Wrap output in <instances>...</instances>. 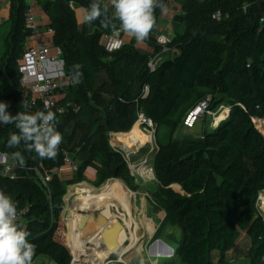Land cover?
<instances>
[{
    "label": "trees",
    "instance_id": "obj_1",
    "mask_svg": "<svg viewBox=\"0 0 264 264\" xmlns=\"http://www.w3.org/2000/svg\"><path fill=\"white\" fill-rule=\"evenodd\" d=\"M70 2L36 0L71 80L59 101L64 110L57 113L63 136L58 155L41 159L23 144L8 147L9 134L18 130L0 124V151L10 156L20 151L24 166H38L50 176L47 186L29 170L18 169L14 179L0 176V189L19 202L20 222L36 246L33 264L40 257V264L71 263L61 216L64 197L68 185L84 180L88 167L98 183L120 178L131 187L128 164L111 147V133L128 132L139 114L151 120L156 134L161 127L174 132L177 115L206 97L209 110L225 103L227 116L199 136L158 144L151 163L158 187L153 199L166 222L181 232L174 250L179 264H240L235 252L242 237L247 246L240 250L246 261L241 264H264V217L257 207L264 191V134L254 122L264 120V0H182L175 16L180 29L170 43L174 53L154 70L147 66L149 53L140 52L127 34L120 50L107 52L103 35L119 29V23L114 21L115 28L100 21L79 25ZM75 2L87 9L91 0ZM160 3L156 23L170 0ZM27 7L25 0H10L9 28L0 40V100L9 103L13 115L43 110L19 83L18 60L29 39ZM144 42L159 49L151 33ZM76 65L81 66L78 83L72 79ZM64 154L78 165L70 177L56 172Z\"/></svg>",
    "mask_w": 264,
    "mask_h": 264
},
{
    "label": "clouds",
    "instance_id": "obj_2",
    "mask_svg": "<svg viewBox=\"0 0 264 264\" xmlns=\"http://www.w3.org/2000/svg\"><path fill=\"white\" fill-rule=\"evenodd\" d=\"M161 6L160 0H91L84 21L88 24L100 21L105 28H115L114 21H117L129 37L144 42L156 25L155 9ZM110 8L111 16L108 14ZM74 67L72 79L78 83L81 66ZM9 106L8 102L0 100V124H14L18 130L9 134L8 147L23 144L26 151L34 152L41 159H55L63 143L62 133L56 128L57 113L45 104V110L20 111L13 115L8 111ZM23 106L29 107L27 102ZM12 159L20 167L26 163L20 151H14ZM18 205V201L0 189V264H33L36 246L29 241L31 233L20 222L22 212Z\"/></svg>",
    "mask_w": 264,
    "mask_h": 264
},
{
    "label": "rangeland",
    "instance_id": "obj_3",
    "mask_svg": "<svg viewBox=\"0 0 264 264\" xmlns=\"http://www.w3.org/2000/svg\"><path fill=\"white\" fill-rule=\"evenodd\" d=\"M74 1L75 0H71L70 5L71 3H74ZM171 1L172 2L170 3V7L173 9V11L176 12V9L178 8V6H181V2L176 1V0H171ZM180 11L181 9L176 13L179 14ZM83 24H86V22L84 21L81 25ZM8 28H9L8 21H3L0 23V40H1L2 34L6 32ZM0 44H1V41H0ZM168 55L171 56V54H167L163 56V59L170 57ZM228 108L229 107L226 106L225 103L218 104L213 110H209L208 113H205L203 116L198 118L195 121L193 127L191 128H187L183 126L182 119L185 115V112H181L177 115V119L179 120V123H178L177 129L174 132L170 131L166 127H161L158 130L157 134L152 132L150 136L151 138L149 137V139H146L143 143H139V144H144L146 142L145 145L142 147V150L141 151L139 150L137 154L136 153L132 154L131 152L127 151L128 158H130V162L132 164H136V168H133L131 170L145 172L146 177H142V178L139 177L138 181H134L133 178L131 179V187H130L131 190L130 191L133 192V194L131 195V198H130V209H131L132 215L134 216L133 219L135 221L134 223H136V227L131 226V225H129L128 228L126 227L125 234H124L125 235L124 239L126 240V243H123L122 245L123 247V249L121 250L122 256L116 259L110 257L109 259L113 260L112 263L110 261L108 263V261L106 260L107 259L106 257L104 261L107 264H179L178 261L176 260V256L174 255V250L176 248V245H175L176 242L181 241L182 235L177 227H172L166 222L165 212L163 211L162 208L156 205V202L153 199V193L154 191L158 190V187H157V181H156L153 169H152V175L150 174V171H149V169L152 168V165H151L152 158L158 148V144L165 143L169 138L178 139L187 134H191L193 136H199L202 132V129H208V130L214 129L215 128L214 125L216 126L217 123H219L222 119H224L227 116ZM136 122L138 124H136ZM136 122L134 123L135 124L134 127H132V129L129 132L131 131L137 132L138 125H139L140 128L142 129V132L146 133L149 136L150 132L145 130L143 126L140 125V123L138 122V119ZM254 122H255V125L264 134V120H259V119L254 118ZM129 172H130V169H129ZM110 179L111 178H108V180ZM73 184H75L74 187L72 188L67 187L65 200L68 195L70 197L73 196V194L71 193L80 191V189L83 190L82 189L83 184L82 185L77 184V183H73ZM106 185H107V180L104 181L103 184H101V186L97 187L98 188L97 190H92L91 192L100 193L104 190L109 189L108 188L109 184L107 186ZM127 187L129 188V186ZM173 188L174 190L179 191V188L177 186H173ZM89 189L91 190V188ZM100 189L101 190L103 189V190L101 191ZM80 193H82V191ZM65 202H66L65 208H69L71 204V200L70 202L69 201H65ZM261 207L263 206L261 205ZM118 209L125 213V210L123 209V207L118 206ZM259 211L264 217V212H262L261 210ZM64 224H65V221H64ZM131 231L132 232L134 231L135 238L137 239L134 244H130L131 240H128L127 238L130 236V233H132ZM81 235L82 234L80 233L79 234L75 233L73 236L71 234L69 235V240L66 238L67 242L68 241L72 242L74 250L76 246L82 245L81 239H78L81 237ZM66 236L68 237V234H66ZM160 243L166 245L165 248L170 249L172 247L171 248V250L173 251L172 256L160 257L158 256L160 253L157 254L156 252H154L155 248L158 249ZM69 245H71V243ZM238 246H239V249H236L235 257L241 256V257H238L237 260H239V262L241 263H245L246 262L245 258L242 256L243 255L241 253L242 251H240V250H245L247 246V241L244 237L240 239V243L238 244ZM90 247L92 248L95 247L97 251L98 249H100L99 246L91 245L90 243L85 244L84 250H86V252L83 251L81 255L80 253H78L80 255L79 260L82 261V264H94V262L96 261L95 258L91 257L92 254L90 252L92 248ZM165 248L161 250V253L162 251H166ZM99 252L101 254L106 253V251L103 249L102 250L100 249ZM95 254L96 253H94V255ZM72 259H73V256L71 255V261ZM40 262L41 260H37L35 264H40Z\"/></svg>",
    "mask_w": 264,
    "mask_h": 264
},
{
    "label": "built area",
    "instance_id": "obj_4",
    "mask_svg": "<svg viewBox=\"0 0 264 264\" xmlns=\"http://www.w3.org/2000/svg\"><path fill=\"white\" fill-rule=\"evenodd\" d=\"M4 2L5 0H0V23L5 19L3 12ZM104 2H107V0H104ZM109 10H111V8ZM179 10L180 9H177L176 12ZM215 16L219 18V13H216ZM24 25L29 31V39L27 40L24 53L18 60L20 86L32 95V102H37L43 110H45V104H47L52 111L61 113L64 109L63 106L59 104V101L63 98L67 87L71 83L70 78L65 75L63 70L64 61L62 58V50L59 47L54 46L51 41L48 42L47 40H42L39 38L36 11L35 6L32 3L28 4V7L24 13ZM124 34L126 33H124L120 28L104 34V49L109 53L120 50L123 45ZM151 37L153 38L155 45L159 48L158 50L152 51L149 54L147 61L148 68L150 70H154L156 66L163 60V56L171 53L172 49L170 47V43L172 41V35L170 32L164 30L158 23H156L154 29L151 32ZM144 92V94H146L147 88L144 89ZM209 103L210 97H206L205 99L199 101L193 108H191L183 118V126L187 128L193 127L195 121L198 118L209 112ZM138 122L145 130L150 132L149 137L151 136L152 132L155 133V126L151 120L146 119L142 114L138 115ZM122 156L124 157L127 164H129L128 152H122ZM77 168L78 165L72 156L64 154L61 164L57 168L56 172L59 176L70 177L77 170ZM133 168L135 167H132V169ZM18 169L33 171L39 182L44 186H47V183L50 180V176L43 174L38 166L20 167L18 166L17 162L12 159V156L6 152L0 151V176L14 179L17 176ZM149 171L152 175V168L149 169ZM263 198L264 191H261L257 198V207L261 210ZM106 260L108 263L109 261L111 263L113 261L109 258ZM74 262L75 254H73V259L70 264H74ZM75 263L82 264V261H76ZM103 264L107 263L104 261Z\"/></svg>",
    "mask_w": 264,
    "mask_h": 264
},
{
    "label": "crops",
    "instance_id": "obj_5",
    "mask_svg": "<svg viewBox=\"0 0 264 264\" xmlns=\"http://www.w3.org/2000/svg\"><path fill=\"white\" fill-rule=\"evenodd\" d=\"M25 1H26L27 4L32 3L35 6L36 21H37V25H38V28H39V33H38L39 38L42 39V40H47L48 42H50L51 41V35H50V33H48L49 29H47V25L49 24L48 16L38 6V4L36 3V0H25ZM176 1L182 2V0H176ZM171 2L172 1L170 0V3ZM170 3L162 10L157 22L164 30L170 32L171 35H172V38H173L175 33L180 29V24L175 19V16L177 15V13L175 11H173V9L170 7ZM177 5H179V4H177ZM3 7H4L3 8V12H4V16H5L4 21H8L10 0H5ZM71 7H72V9H73V11L75 13V17H76L77 23L79 25H81L84 22V16L86 14V9L84 7H82V6H80L75 1H74V3H71ZM177 9H181V6H178ZM135 45L138 48V50L140 52L144 53V54H147V53L150 54L153 51L152 47L149 46L146 42H137V41H135ZM172 53H174V52L171 51V54ZM168 56H170V55H168ZM136 124H138V123L136 122ZM217 124H216V126H217ZM134 125L132 127H134ZM216 126L214 125V127H216ZM138 129L145 136L147 135L146 133L142 132V129L140 128L139 125H138ZM128 132L111 133L110 134V145L115 151H119L121 153L122 152L124 153V152L128 151V152H131L132 154H135V153L137 154V152L139 150L140 151L142 150V147L145 145L146 142L144 144H139V143L136 144L135 145L136 146L135 149H133L130 145L127 146V145L123 144L121 141H119L120 139L117 138V136L121 135V134H127ZM111 140L113 141V143H112ZM128 163L130 164V165L128 164L129 169H130V175L134 179V181H138L139 177L140 178L146 177L145 172H140V171H135V170L132 171L131 170L132 167L136 168V164H132L130 162V158L128 160ZM84 174H85L84 180H82L81 182H77V184H81V185L83 184V187H82L83 190L80 189V191H76V192L71 193V194H73V196L70 197L68 195L66 197V200H65V197H64V201H69L70 202V200H71V204H70L69 208H64V210L62 211V219L65 221L66 234H68V237L66 236V238L69 240V235L70 234L73 236L75 233L76 234L80 233L83 236L81 235V237L78 238V239L88 240L93 234L100 235L97 232H93V230H92L93 233H91V229L94 228V229H97L98 231L99 230H103V229H107V230L108 229H113L115 227V223L119 222L120 224H122V227H123V230H124V233L122 235L123 243H126V240L124 239L125 238L124 234H125L126 227L128 228L129 225L136 227V223H134L135 221L133 219L134 216L132 215L131 209H130V198H131V196L129 197V209H130L129 213H127L124 208L123 209L125 210V213L120 211L118 209V203H117L116 200H113L114 203L111 202L109 206L101 207V208L95 209V210H93L91 212L84 211L79 206V204L81 202V200L79 198H81L83 195L84 196L97 195L98 193H93L91 191L92 190H97L98 189L97 187H99V186H101V184H103V182L102 183H98L99 182V178L96 176V171L93 168L88 167L85 170ZM111 181H118V182L122 183L123 186L126 188V190L130 193V195L133 194V192L130 191L131 190L130 187L128 188L127 187L128 185L122 179H120V178H111L110 180L107 179V185ZM74 185L75 184L68 185V187L72 188V187H74ZM109 185H108V188H110ZM89 188H91V190ZM81 191H82V193H80ZM261 205L263 206V201H262ZM259 210H261V209H259ZM261 211L264 212L263 209ZM69 212H70V214H69ZM93 213H99L102 218H106V220L104 222L105 224L104 225H100V216H98V218H97V217H95L93 215ZM85 218H86V220H84ZM130 218L133 220V222H132L133 225L128 220ZM108 223H110V225H108ZM130 235H131V233H130ZM129 237H127L128 240H129ZM67 239H66V243H67V245H68V247L70 249V252H72L71 255L73 256V254H75V250L73 248L72 242H69V241L67 242ZM86 242L87 241H85V243ZM70 243H71V245H69ZM121 248L123 249L122 246H121ZM100 249L102 250V248H100ZM103 250H105V249H103ZM157 250H159V249H157ZM43 258L44 257H40L37 260H43Z\"/></svg>",
    "mask_w": 264,
    "mask_h": 264
},
{
    "label": "bare ground",
    "instance_id": "obj_6",
    "mask_svg": "<svg viewBox=\"0 0 264 264\" xmlns=\"http://www.w3.org/2000/svg\"><path fill=\"white\" fill-rule=\"evenodd\" d=\"M117 138H119L120 139L119 141H121L123 144H125L127 146H129V145L133 146V145H136L138 143H143L146 139H149V136L148 135L145 136L138 129L137 132L136 131H131V132L127 133V134L118 135ZM110 183H109L110 184L109 185V187H110L109 189L104 190L101 193H98L97 195H94V196L88 195V196H84V197L82 196L81 198H79L81 200V202L79 204L80 208L82 210H84V211L91 212V211H93L92 209L95 210V209H98V208H101V207L109 206V203L113 202V200H116L118 202V206L123 207L127 211V213H129L130 212V209H129V197L131 196L130 193L126 190V188L123 186L122 183H120L118 181H111ZM262 209L264 210V198H263V207H262ZM69 214H70V212H69ZM128 220L131 223L133 222L132 219H128ZM108 225H110V223H108ZM112 233H113V231H112ZM123 233H124V230L122 229L120 231V233L118 234V238H117V240H118L117 242H118V245L120 247L123 245V239H122ZM130 237H131V238H129V240H131L130 244H134L136 242V240H137L135 238L134 231L131 233ZM81 241H82L81 242L82 245H78V246L75 247V250H76L75 252H77V253H75L76 254L75 262L76 261H80L79 257L83 253V251L86 252V250H84L85 244L90 243L91 245H96V246L100 247L99 244L101 243V238H100V236L98 234L97 235L93 234L88 240H81ZM85 241H87V242L85 243ZM83 243H85V244H83ZM90 248H92V247H90ZM171 248L170 249L169 248H165L166 251H162V253H161V251L158 250V251H156V253L157 254L160 253L158 255L160 257H170V256H172V253H173ZM94 251H96V252H94ZM99 251H100V249H98V251H97V249L95 247H93L91 249V252L89 251L92 254L91 257L96 259L94 264H103L104 263V259H106V257H108L107 255H108L109 251L105 250L106 253H104V254H101ZM78 253H80V255ZM94 253H96V254L94 255ZM75 262H74V264H76Z\"/></svg>",
    "mask_w": 264,
    "mask_h": 264
},
{
    "label": "water",
    "instance_id": "obj_7",
    "mask_svg": "<svg viewBox=\"0 0 264 264\" xmlns=\"http://www.w3.org/2000/svg\"><path fill=\"white\" fill-rule=\"evenodd\" d=\"M131 147L133 149L136 148L135 145H133ZM99 213H93V215L95 217H98V216H100ZM84 220H86V218ZM105 220H106V218H102L100 216V225H104L105 224L104 223ZM122 229H123L122 228V224H120L119 222L115 223V227L113 229H108V230L107 229H103V230H99V231L97 229H94V228L91 229V233L97 232V233L100 234L99 236L101 238V243L99 245H100V248L109 251V253L107 255L108 256L107 258L112 257V258L116 259V258H118V257L120 258L122 256V253H121L122 248L118 245V242H117L118 241L117 240L118 234L120 233V231ZM92 230H93V232H92ZM112 231H113V233H112ZM165 247H166V245L160 243L158 249L161 251ZM156 250L157 249L155 248L154 252Z\"/></svg>",
    "mask_w": 264,
    "mask_h": 264
}]
</instances>
